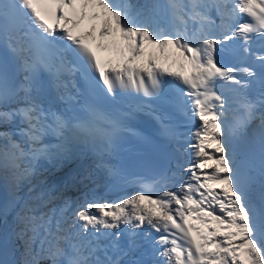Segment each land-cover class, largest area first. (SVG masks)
Returning <instances> with one entry per match:
<instances>
[{
  "label": "snow or ice",
  "instance_id": "1",
  "mask_svg": "<svg viewBox=\"0 0 264 264\" xmlns=\"http://www.w3.org/2000/svg\"><path fill=\"white\" fill-rule=\"evenodd\" d=\"M86 21H102L117 66L93 51ZM169 48L181 71L160 64ZM257 115L264 126V0H0L5 186L33 191L40 160L59 169L86 152L111 157L130 139L147 149L140 173L102 160L103 193L25 201L11 235L22 260L8 258L4 236L0 264H264V136L259 180L235 148ZM50 179L96 184L71 171Z\"/></svg>",
  "mask_w": 264,
  "mask_h": 264
},
{
  "label": "rangeland",
  "instance_id": "2",
  "mask_svg": "<svg viewBox=\"0 0 264 264\" xmlns=\"http://www.w3.org/2000/svg\"><path fill=\"white\" fill-rule=\"evenodd\" d=\"M130 3L143 6V5H150L154 2V0H129ZM11 126L8 127V129L1 128L0 130H10ZM36 168L38 175H36L33 178V185H35V188L33 191L29 192V187L27 183L22 184L19 188L17 189H11L9 187H6L3 181L2 175H0V187L2 186L4 190L8 191L9 196L11 198H8L9 204H6V207H2L0 209V229L5 228L7 225L8 227H11L15 230H18V224L16 221V216L17 213L20 211L21 207L25 203V201L28 202H33L31 200L32 197H35L38 195L40 192H51L55 196L59 197V199L53 201L52 204L48 205V208L56 207L62 203L63 199H68V200H78L81 198L82 194H87L85 192V186H82V189L79 191H68V192H61L59 189H55L54 191H50V188L52 187V180L50 179V175L52 173H58V175H62V169H57L54 167L53 163H43V160L37 161L36 163ZM54 168V169H52ZM85 170V169H84ZM82 170V172H84ZM91 173L93 176H95V169L90 166ZM50 172V173H49ZM80 172V171H79ZM81 172V173H82ZM80 173V174H81ZM258 179V178H257ZM76 188V187H75ZM13 200H15V205H13ZM5 208H7V211H3ZM48 208L43 209L44 211H47ZM6 236L5 234L2 233L0 237ZM7 237H9L8 241H12L13 243H17L18 247L16 246V251L19 253L23 252V245L22 242L18 240H14L11 238V235L7 234ZM16 244V245H17ZM37 248H39V243L36 245Z\"/></svg>",
  "mask_w": 264,
  "mask_h": 264
},
{
  "label": "bare ground",
  "instance_id": "3",
  "mask_svg": "<svg viewBox=\"0 0 264 264\" xmlns=\"http://www.w3.org/2000/svg\"><path fill=\"white\" fill-rule=\"evenodd\" d=\"M95 23H96V26L98 27V29H100L102 21H100V22L96 21ZM161 57H163V61H162V63H160L162 66H164V67L167 66L166 68L173 69V70L175 68L180 67L181 61L173 49L169 48L165 53L160 55V58ZM141 62L146 63V58L141 60ZM238 158L251 166V168L253 169V174L259 180L260 179L259 173L261 171V166L258 165L255 161H253L252 159H250L249 157H247L245 155H238ZM100 161H101V159L97 160V158H95L93 160L90 157V155L86 152L83 156H79V157L75 158L72 162H70V166H62L60 168V169H62V172H63L62 175H60V176H66V173L71 171L74 174H78V176L82 179L86 174L91 173V170H89L90 166H91V167H93V169H95V176H93V178L96 180V184H93L89 180H83V182H80V181H72L70 179H64L61 182H56V183L51 182L52 187L50 188V191H54L56 188L59 189L61 192L78 191V190L80 191L82 189V186H85L84 190L86 193H88L90 190L99 192V188H100V177H99L100 173L99 172L101 171V169L98 168L97 165L100 164ZM52 169H54V168H52ZM82 170H84V172H82ZM55 174L58 175V173H55ZM185 174H186V172H184L182 174L183 178H185ZM214 187L218 188L220 186L214 185Z\"/></svg>",
  "mask_w": 264,
  "mask_h": 264
},
{
  "label": "water",
  "instance_id": "4",
  "mask_svg": "<svg viewBox=\"0 0 264 264\" xmlns=\"http://www.w3.org/2000/svg\"><path fill=\"white\" fill-rule=\"evenodd\" d=\"M8 198V193L0 187V209L5 206ZM7 253L9 259H14L19 262V253L15 251V246L12 241L7 244Z\"/></svg>",
  "mask_w": 264,
  "mask_h": 264
},
{
  "label": "trees",
  "instance_id": "5",
  "mask_svg": "<svg viewBox=\"0 0 264 264\" xmlns=\"http://www.w3.org/2000/svg\"><path fill=\"white\" fill-rule=\"evenodd\" d=\"M7 227H8V226H7ZM13 230H14L13 228L10 229V227H9V228H8V231H9V232H8V235H12V233L14 232ZM2 233H3V230H0V235H2ZM17 243H18V242H17ZM17 243H14L15 247L17 246V245H16ZM20 254H21V255H19V259H20L19 261L22 260V253L20 252ZM40 264H51V262H50L48 259H42L41 262H40Z\"/></svg>",
  "mask_w": 264,
  "mask_h": 264
}]
</instances>
